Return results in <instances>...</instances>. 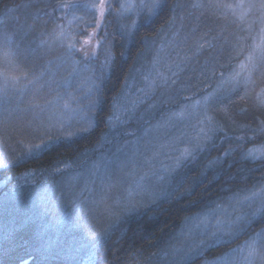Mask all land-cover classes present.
<instances>
[{"label": "trees", "instance_id": "1", "mask_svg": "<svg viewBox=\"0 0 264 264\" xmlns=\"http://www.w3.org/2000/svg\"><path fill=\"white\" fill-rule=\"evenodd\" d=\"M88 4L0 0V264H227L248 244L264 264V0H154L123 14L108 0L96 32ZM174 44L175 74L160 71L129 124L140 112L145 140L168 139L164 123L193 109L202 132H184L190 146L156 167L110 121L145 58ZM251 196L244 218L205 238L206 217Z\"/></svg>", "mask_w": 264, "mask_h": 264}, {"label": "rangeland", "instance_id": "2", "mask_svg": "<svg viewBox=\"0 0 264 264\" xmlns=\"http://www.w3.org/2000/svg\"><path fill=\"white\" fill-rule=\"evenodd\" d=\"M89 1L90 3L94 2V0H89ZM95 2L98 3L99 0H95ZM134 2H138V4L140 5H143V3L145 2H148L149 4H151V6L154 5V0H121V5L127 4V5H130V7L121 8L120 6V13L123 14L127 11L129 12V9L132 7ZM106 3H108V0H106ZM236 6H239V5L237 4ZM232 7L235 8V6H232ZM89 10L91 11L92 9L89 8ZM232 11H234V9ZM96 19H97V14H96ZM96 29L98 28L95 25L94 32H96ZM89 37L87 39H89ZM170 49L171 50L168 51L169 55H165L164 59H162L163 56L161 55V52L158 54L156 58H154L153 56H151V58L150 57L145 58L144 65L142 68V71L144 72L145 76H143V79L141 76L140 78H138L137 90H133L132 92L133 95L124 98L117 112H115L113 118L110 121L111 130H118L120 129V127H122V131L124 132V135H123L124 137H129V139H139L138 142L140 141V146L144 148V153L146 152V153H149L150 155L149 158L147 159L144 158V162H147L148 164H152V163L158 164L156 167L163 166L167 162L170 163L171 161H174L173 159L174 155L179 156L178 153L186 150L190 146L189 145L190 139L188 138L185 141L184 132L187 131L188 133V130L190 129H194V128L197 129V127L199 128L201 124L200 115L197 117V115L193 112V109H190L188 111L191 114V117L188 119V122H187V116H188L187 111L186 112L184 111V113L177 115L176 118H173L172 120H169L164 123L167 129L170 130V127H171L170 131H171L172 138L169 137L168 139H163V140H158V138H156L154 141L153 139L155 136L150 141L145 140V138L148 135H151L150 133L145 132L146 129H144L143 131L145 133L140 132L138 130L140 129V127L147 125L149 122L146 117H144L143 115H140V112H139L138 118L141 121L129 124V116L127 114L132 108L137 106V104L147 102V106H145L143 110H146L147 108L149 109L151 107V105L148 104V102H151V96H153L152 92L154 91L153 90L154 87L164 82L163 79H161V76H159L160 71L165 70V71L171 72L172 75L175 74L176 68L174 66L171 67L170 65H171V62L173 63L177 61L178 57L176 55L177 57L176 58L175 54H178V52L176 51L178 50V48L174 44V46H172V48L170 47ZM2 80L5 81L4 79ZM130 98H133L131 100V104L129 102ZM161 110H163L164 112H167V110L169 109L167 105H164V107H162ZM153 130L158 131L157 128H154ZM138 132L139 134H137ZM201 132H202L201 128H199L197 130V135L198 136L201 135ZM142 135L144 137H141ZM183 141L185 142L182 144ZM134 146H138L137 142L135 143ZM256 152L258 153L254 152L255 156L260 155L262 153L260 149L256 150ZM114 153L115 154H110L109 158H105V159L103 158L102 162L98 164V167L96 165H95L96 168L92 167L95 173L93 171L91 172V174H88L89 178H93L91 181H95V178H94L95 175H98L99 172L101 173V170L106 169L115 160L114 158L116 156V152ZM119 154L122 155V152L120 151ZM154 175H157V174L154 173ZM73 177L74 178L72 179V183L76 182L75 179H77L75 175H73ZM98 177L101 178V175ZM89 182H90V179H89ZM160 184H161V181L159 182V185ZM82 193L83 194L81 196L84 195V191ZM86 197H87V194H86ZM244 201H245L244 202L245 204L243 206H241L240 204H236V205L233 204L232 206H229L228 208L217 211L211 216L206 217L208 219L204 218L206 219L203 221L204 225L206 223H209L208 226L210 227L209 228L210 230L205 232L206 234L205 238L208 235H210L211 232L214 233V230L219 229L220 231L223 228L225 222L228 221L227 217H230L229 220H233L234 224L237 223V221L241 220L240 218L242 217L244 218L243 209H246L247 206H251V204L255 201V196L246 198ZM250 253L252 254L250 255ZM239 254H241L242 257L239 258V260H237L235 257L239 256ZM256 257H257V253H255L254 249L250 247V245L248 244L243 249H240L239 251L235 252V255L232 256V258L228 261L227 264H253V260L257 261ZM167 260H168L167 255H162V256H159V258L155 259L151 264H167ZM219 263L222 264V262H219Z\"/></svg>", "mask_w": 264, "mask_h": 264}, {"label": "snow or ice", "instance_id": "3", "mask_svg": "<svg viewBox=\"0 0 264 264\" xmlns=\"http://www.w3.org/2000/svg\"><path fill=\"white\" fill-rule=\"evenodd\" d=\"M67 6V5H65ZM84 7L86 8H91V9H94L96 14H97V20H96V27L99 28L100 27V23L101 21L104 19V16H105V11L108 7H111L110 5H108L106 3V0H99V2H92L88 5H85ZM127 7H130V5H127V4H122L121 5V8H127ZM95 33L93 32L89 39H86L84 41L85 44H88L90 43V40L92 38V36H94ZM60 38L63 39L65 38V33L63 31L60 32L59 34ZM76 46L74 40L72 38H69L68 40V48L69 49H72ZM253 56H254V53H250L249 56H248V64H241V69H245L246 67H249L251 65V62L253 60ZM241 75L240 72H236L233 79L235 80L237 77H239ZM12 79H19V77H12ZM85 131H87V129H84ZM58 139V138H57ZM50 143L49 142H46V141H42L40 144H35V145H32L31 147H29L28 149V153L26 154H31L33 151L35 152H40V151H44L46 149H48L50 147ZM252 253H250L251 255Z\"/></svg>", "mask_w": 264, "mask_h": 264}]
</instances>
